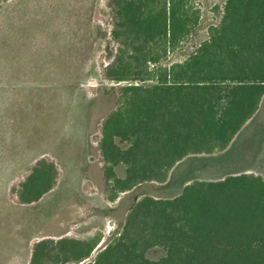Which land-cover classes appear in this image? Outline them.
Here are the masks:
<instances>
[{"label":"trees","instance_id":"1","mask_svg":"<svg viewBox=\"0 0 264 264\" xmlns=\"http://www.w3.org/2000/svg\"><path fill=\"white\" fill-rule=\"evenodd\" d=\"M198 0H108L117 43L101 67L104 81L148 85L118 89L103 120L98 151L112 190L164 183L192 155L226 150L257 113L264 96V0H226L222 19L182 61L173 53L197 26ZM122 166L124 176L114 169ZM13 188L19 204L50 191L56 167L36 161ZM95 245L70 238L42 239L30 264H264V178L241 173L194 180L171 199H139L119 234L86 262ZM160 248L164 255L148 258Z\"/></svg>","mask_w":264,"mask_h":264},{"label":"rangeland","instance_id":"2","mask_svg":"<svg viewBox=\"0 0 264 264\" xmlns=\"http://www.w3.org/2000/svg\"><path fill=\"white\" fill-rule=\"evenodd\" d=\"M108 0H0V264H30L42 239L95 245L89 262L115 238L141 198L171 199L194 180L248 173L264 177V97L226 151L192 155L164 183L116 192L103 177L100 128L117 91L138 80L101 78L117 49ZM226 0H198L199 21L162 65L182 61L218 27ZM41 157L56 164L54 187L31 204L13 197ZM116 177L124 168L114 169ZM160 248L148 252L157 260ZM76 264V263H69ZM82 264V263H79Z\"/></svg>","mask_w":264,"mask_h":264},{"label":"crops","instance_id":"3","mask_svg":"<svg viewBox=\"0 0 264 264\" xmlns=\"http://www.w3.org/2000/svg\"><path fill=\"white\" fill-rule=\"evenodd\" d=\"M263 97H264V96H263ZM262 99H263V98H262ZM260 104H261V103H260ZM246 124H247V123H246ZM246 124H245V125H246ZM245 125H244V126H245ZM242 129H243V128H242ZM242 129H241V130H242ZM241 130L238 132V134L235 136V138L239 135V133L241 132ZM235 138L233 139V141H235ZM233 141L231 142V144L229 145V147H228L227 149H229V148L231 147V145L233 144ZM227 149H226V150H227ZM226 150H225V151H226ZM42 158H44V157H41L40 159H42ZM40 159H39V160H40ZM51 161H52V160H51ZM52 162H53V161H52ZM53 163H54V162H53ZM178 164H179V162H178L173 168H175ZM54 165H55V167H56V164H55V163H54ZM233 175H236V174H233ZM222 178H223V177H222ZM263 178H264V177H263Z\"/></svg>","mask_w":264,"mask_h":264}]
</instances>
